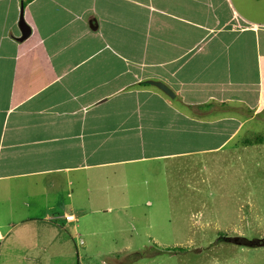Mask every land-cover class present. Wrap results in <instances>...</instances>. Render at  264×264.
I'll list each match as a JSON object with an SVG mask.
<instances>
[{
	"label": "crops",
	"instance_id": "0c3cea01",
	"mask_svg": "<svg viewBox=\"0 0 264 264\" xmlns=\"http://www.w3.org/2000/svg\"><path fill=\"white\" fill-rule=\"evenodd\" d=\"M251 1L0 0V251L16 232L26 256L67 242L114 255L124 221L154 237L176 194L200 191L195 159L235 152L264 114V0ZM36 222L55 229L45 245Z\"/></svg>",
	"mask_w": 264,
	"mask_h": 264
},
{
	"label": "rangeland",
	"instance_id": "374dc122",
	"mask_svg": "<svg viewBox=\"0 0 264 264\" xmlns=\"http://www.w3.org/2000/svg\"><path fill=\"white\" fill-rule=\"evenodd\" d=\"M249 1L252 6L253 1ZM247 9L254 12L248 5ZM220 110L240 119L245 116L243 106L235 103L221 105ZM247 125L249 132L236 143L235 152H224L227 148L208 158L195 159L208 167L200 191L181 190V199L176 194L167 214L169 219L154 220V237L143 222L137 223L135 233H131L129 222L124 221V246L114 255L77 258L69 253V242L59 257L40 251L26 256L23 238L12 232L7 243L13 251H0V264H264V246H260L264 240V114ZM36 223L41 231L38 242L45 245L48 237H54L51 235L55 229ZM27 257L33 261L26 263Z\"/></svg>",
	"mask_w": 264,
	"mask_h": 264
},
{
	"label": "water",
	"instance_id": "95a60500",
	"mask_svg": "<svg viewBox=\"0 0 264 264\" xmlns=\"http://www.w3.org/2000/svg\"><path fill=\"white\" fill-rule=\"evenodd\" d=\"M18 28L20 31V37L18 38V42H23L26 39H28V37L31 34V30H30V27L24 21L23 8L22 7H20V17H19V21H18ZM147 83H148V85L153 86V87L157 88L158 90H160L161 92H163L169 98H174V94L164 84H162L160 82H155V81H148ZM260 246H264V240H262L260 242Z\"/></svg>",
	"mask_w": 264,
	"mask_h": 264
},
{
	"label": "trees",
	"instance_id": "16d2710c",
	"mask_svg": "<svg viewBox=\"0 0 264 264\" xmlns=\"http://www.w3.org/2000/svg\"><path fill=\"white\" fill-rule=\"evenodd\" d=\"M23 1V6H25L26 5V3H28V2H30V1H32V0H22ZM173 251H176L177 249L175 248V249H172ZM167 251H170V250H167Z\"/></svg>",
	"mask_w": 264,
	"mask_h": 264
}]
</instances>
